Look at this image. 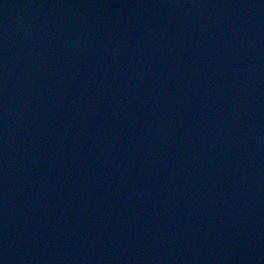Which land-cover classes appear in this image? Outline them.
Returning a JSON list of instances; mask_svg holds the SVG:
<instances>
[{
  "label": "water",
  "instance_id": "95a60500",
  "mask_svg": "<svg viewBox=\"0 0 264 264\" xmlns=\"http://www.w3.org/2000/svg\"><path fill=\"white\" fill-rule=\"evenodd\" d=\"M0 264H264V0H0Z\"/></svg>",
  "mask_w": 264,
  "mask_h": 264
}]
</instances>
